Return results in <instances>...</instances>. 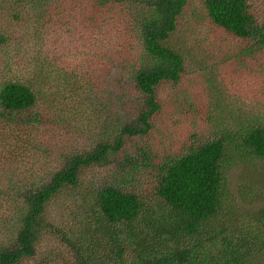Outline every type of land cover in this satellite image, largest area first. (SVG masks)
Here are the masks:
<instances>
[{
  "label": "trees",
  "instance_id": "obj_1",
  "mask_svg": "<svg viewBox=\"0 0 264 264\" xmlns=\"http://www.w3.org/2000/svg\"><path fill=\"white\" fill-rule=\"evenodd\" d=\"M201 14L233 41L229 62L254 75L262 98L264 0H0V264L260 261L264 208L230 220L227 172L264 162V112L228 118L209 106L201 131L169 150L182 128L178 106H190L160 95L189 76L170 40ZM78 76L101 92L77 100L89 101V114L116 95L115 120L87 143L68 116L77 93H63ZM45 235L67 252L38 258Z\"/></svg>",
  "mask_w": 264,
  "mask_h": 264
},
{
  "label": "rangeland",
  "instance_id": "obj_2",
  "mask_svg": "<svg viewBox=\"0 0 264 264\" xmlns=\"http://www.w3.org/2000/svg\"><path fill=\"white\" fill-rule=\"evenodd\" d=\"M198 3H195L194 8H199ZM197 25L193 28L191 23L188 28L183 30L182 26L186 22H181L178 25L177 31L172 35L170 43L180 50L186 59V71L189 73L186 84H178L173 89V85L166 84L160 88V95L165 102H171L176 106L174 96L179 95L181 99L190 103L187 105V111H182L180 121L182 120V128L180 136H175L171 139L169 146L170 151L178 150L183 139L189 138L190 133L194 131H201L202 126L206 125V118L208 113H211L209 106H215L222 113V116L232 118L244 115L257 116L258 113L264 112V96L261 98L255 84H252L253 74L246 73V67H239L229 62L228 55L235 50L232 46L233 41L225 37L222 31L215 28L206 19L205 15L201 14ZM222 33V34H221ZM63 55V54H62ZM260 66V64H259ZM59 67H63L60 65ZM116 69L112 70L105 79L104 83L111 84L112 77L117 75ZM76 83L65 86L63 93L70 101V96L75 97L78 107L76 111H71L74 107L69 108L68 116L73 118L75 123L80 128L79 135L83 137L82 142L87 143L88 138L97 134L100 124L104 121L115 120L116 106L114 100L115 93L105 101L104 110L99 115L92 111L88 113L84 111V107H89V101L85 105L79 104L80 100L86 93V89L99 90L97 84H83L86 83L83 77L75 78ZM95 81H98L96 79ZM104 84H99L102 86ZM75 93H66L73 92ZM110 91V90H109ZM221 94H220V92ZM93 95V93H92ZM80 100L77 102V100ZM103 97L102 99H104ZM92 101H95L94 98ZM193 110L192 113H187L188 109ZM96 106L94 107V109ZM243 112V110H245ZM127 110L125 109V113ZM89 114V115H88ZM108 114H110L108 116ZM163 112L160 111L156 118H160ZM161 120H156V128L158 129ZM76 125V126H77ZM109 127L105 126V133H108ZM111 141V135L108 137ZM172 141L174 143L172 144ZM78 146V144H76ZM92 171V170H91ZM90 173L95 178H100L104 170L95 168ZM88 173V172H87ZM227 188L230 191L231 200L237 201L234 203L236 208H233V216L230 220L241 221L244 218H251L255 216L261 208H264V162L256 160L250 164H237L228 169L227 172ZM49 211L55 213L57 211V204L54 202L49 206ZM67 218V217H66ZM65 218V219H66ZM39 256H44L46 251H60L67 252V248L62 244L56 236L45 235L39 242ZM257 264H264V256L260 258Z\"/></svg>",
  "mask_w": 264,
  "mask_h": 264
}]
</instances>
